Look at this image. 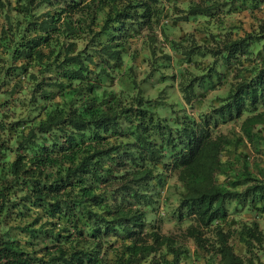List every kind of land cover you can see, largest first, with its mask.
Masks as SVG:
<instances>
[{"label": "trees", "instance_id": "trees-1", "mask_svg": "<svg viewBox=\"0 0 264 264\" xmlns=\"http://www.w3.org/2000/svg\"><path fill=\"white\" fill-rule=\"evenodd\" d=\"M262 156L264 0H0V264H264Z\"/></svg>", "mask_w": 264, "mask_h": 264}, {"label": "rangeland", "instance_id": "rangeland-1", "mask_svg": "<svg viewBox=\"0 0 264 264\" xmlns=\"http://www.w3.org/2000/svg\"><path fill=\"white\" fill-rule=\"evenodd\" d=\"M250 19L251 17L249 13L246 10H244V11L235 12V13L225 16L224 22L228 26H234V29H236L237 32H241L243 31V29H248ZM193 22L195 25L197 24L195 21ZM200 23L202 24V21H200ZM191 26H192V22L178 23L177 26L169 30V34L173 35V37H176L179 33L190 30ZM195 33L198 34V32H195ZM158 41L161 42V39L158 38ZM162 45L165 48H168L167 44L162 43ZM151 81H153V79ZM222 89H224V86L221 89H210L205 94V96L202 98L201 106L196 105V107L193 105L189 106V104H186L182 101L176 89V85L174 84V81H173L172 86H169L166 88V93H167V100H173L174 102H176L174 104V108L183 106L185 111L190 112L196 117L198 110H208L206 103L209 97L213 96L216 92ZM146 90L152 91L151 88H147ZM160 112L168 113V109H160ZM231 126L235 127L236 129L237 122L233 120V121L219 124L218 129L220 131L225 132ZM257 161H259L260 164H263L264 156L259 157ZM161 177H162V183L153 185V191L155 192L154 202L150 206H148L146 209V219L148 222L156 224L159 227L160 231L162 232L179 233L182 231L186 221L178 222L175 219V217L171 215V212H170L171 208L176 203V192L178 190V183L175 179L174 174L169 172L168 170L163 171L161 174ZM233 204H234V201H231L229 203V207H233ZM233 213L234 212H232L231 214ZM233 215L235 217H240L243 219H246L249 217L245 213V208H242L239 212L234 213ZM255 218L258 220L259 226L262 229H264V213L259 217L255 216ZM186 244L189 246L190 249L193 248V243L190 239L186 240ZM195 264H202V260L201 259L198 260Z\"/></svg>", "mask_w": 264, "mask_h": 264}]
</instances>
